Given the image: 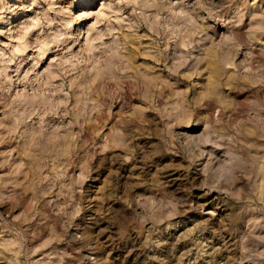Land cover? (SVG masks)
I'll return each mask as SVG.
<instances>
[{"label": "rangeland", "instance_id": "obj_1", "mask_svg": "<svg viewBox=\"0 0 264 264\" xmlns=\"http://www.w3.org/2000/svg\"><path fill=\"white\" fill-rule=\"evenodd\" d=\"M0 264H264V0H0Z\"/></svg>", "mask_w": 264, "mask_h": 264}, {"label": "bare ground", "instance_id": "obj_2", "mask_svg": "<svg viewBox=\"0 0 264 264\" xmlns=\"http://www.w3.org/2000/svg\"><path fill=\"white\" fill-rule=\"evenodd\" d=\"M128 58V57H127ZM129 59V58H128ZM109 65V64H108ZM74 69V68H73ZM53 77V76H52ZM88 77V76H87ZM84 78V77H83ZM50 80H52V79H50ZM87 80V79H86ZM47 84V83H46ZM48 85V84H47ZM51 85V84H50ZM43 87V86H42ZM48 90V89H47ZM33 143V142H32Z\"/></svg>", "mask_w": 264, "mask_h": 264}]
</instances>
